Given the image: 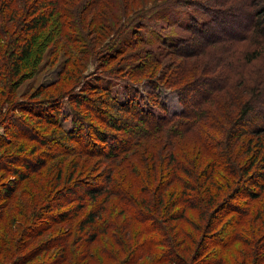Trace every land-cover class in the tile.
Here are the masks:
<instances>
[{
	"label": "trees",
	"instance_id": "1",
	"mask_svg": "<svg viewBox=\"0 0 264 264\" xmlns=\"http://www.w3.org/2000/svg\"><path fill=\"white\" fill-rule=\"evenodd\" d=\"M45 50L69 64L44 98L28 101L37 105L22 108L16 87L38 71ZM82 55L94 58L90 72ZM97 72L144 78L148 106L163 112L120 100L88 78ZM164 86L181 111L168 112ZM68 104L72 127L60 135L74 146L66 152L106 165L105 185H75L84 189L77 198L92 202L85 223L107 201L141 213L146 231L128 239L145 261L204 264V249L216 245L220 262L209 264L264 263V0H0V121L8 127L13 111H25L57 125ZM237 240L246 262L228 252Z\"/></svg>",
	"mask_w": 264,
	"mask_h": 264
},
{
	"label": "rangeland",
	"instance_id": "2",
	"mask_svg": "<svg viewBox=\"0 0 264 264\" xmlns=\"http://www.w3.org/2000/svg\"><path fill=\"white\" fill-rule=\"evenodd\" d=\"M57 51H43L38 61V71L19 81L21 83L16 87V92L22 108L37 105H28V101L36 94L40 97L33 101L44 98V86L58 78L66 63L68 66L67 61L70 60L67 55ZM81 58L84 61L78 60L84 62L82 70L90 72L95 68L94 58L89 55H82ZM96 76L99 79L94 78ZM88 78L100 83V86L111 88L122 101L136 97L145 108L150 107L157 114L162 111L158 106H148L146 95L150 85L144 78L129 81L101 72ZM158 93L168 112L181 111L182 106L172 87H160ZM65 107L59 118L57 115L51 117L52 120L58 118L57 125H44V117H35L34 114L27 117L25 111H13L16 118L7 123L8 127L4 121H0V264H156L144 260L139 251L141 247L134 252V239H128L133 230L140 229L137 234L146 231L141 224L143 217L139 211L130 215L124 205L114 208L106 201L100 218L94 223H85L89 220L86 219L87 210L92 202L89 198L78 199L77 196L83 194L84 189L75 193V185L80 179L89 184L105 185L106 165L97 156L78 157L66 152L68 147L72 152L70 145H74L69 141L65 143L60 135L62 131L69 130L73 123V117L68 115L70 105ZM21 115L29 119H21ZM93 124L102 127L98 121ZM80 127L82 132L89 130L86 125ZM104 128L105 131H113ZM248 136H252V133ZM49 140H54L52 145ZM77 162L79 167L76 168ZM260 200L256 199L252 206L259 205ZM61 210H65L64 213L69 211V219H63ZM72 214L75 217H70ZM239 234L247 236L244 230ZM213 235L209 233L212 239H217ZM215 249L216 245L207 246L199 260L206 259L204 264L220 262V252H215ZM244 250L245 245L237 240L228 252L233 251V258L242 263L246 262V257L240 253ZM169 255V250L165 248L164 257ZM226 264L232 263L228 261ZM260 264H264L263 261Z\"/></svg>",
	"mask_w": 264,
	"mask_h": 264
}]
</instances>
